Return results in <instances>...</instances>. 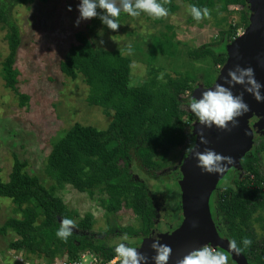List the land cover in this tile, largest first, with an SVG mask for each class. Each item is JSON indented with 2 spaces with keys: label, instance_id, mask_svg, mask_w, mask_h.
Masks as SVG:
<instances>
[{
  "label": "trees",
  "instance_id": "16d2710c",
  "mask_svg": "<svg viewBox=\"0 0 264 264\" xmlns=\"http://www.w3.org/2000/svg\"><path fill=\"white\" fill-rule=\"evenodd\" d=\"M50 0H0V25L6 28L8 54L0 63L4 85L14 92L21 106L28 97L18 90L15 59L20 46V34L12 12L18 5L45 3ZM215 1L223 9L230 5H244L247 0H187L190 15L188 23H198L206 9ZM143 3L160 6L168 14L178 10L175 0H132L123 6L111 5L103 0H86V7L93 19L86 31H77L75 42L65 51L59 62V71L69 78L81 75L87 86L86 103L98 107L111 121L106 130L74 124L51 147L44 173L55 186L69 185L80 193L99 192L108 204L104 210L117 214L127 210L138 216L139 231L130 227L113 225V237L128 236L140 243L147 235L149 219L155 214L146 185L134 179L131 165L137 162L147 174H155L170 168V155L182 150L195 136L186 133L191 122L198 121L197 111H185L183 104L194 103L193 98L182 99L192 91V80L186 76H167L158 81L150 76L139 87L128 86L131 61L129 58L102 48H93L89 34L101 25L107 28L121 24L144 11ZM241 21L247 23L242 14ZM231 34H235L231 29ZM203 50L191 51L188 57L199 59ZM212 64L224 66L228 56L226 45L212 50ZM262 117L254 112L247 119L252 128ZM261 148L256 146L240 161L241 177L233 178L238 170L231 168L218 182L209 199V211L219 237L241 256L246 264H264V236L258 237L253 218L264 212V169L260 158ZM25 163L15 158L8 180L0 178V198L8 199L20 208V218H8L0 226V235L10 232L15 239L8 244L9 250L37 257L53 258L66 255L75 261L82 253H98L105 249V262L116 258L120 252L108 246L104 239L92 237V219L88 215L80 219L72 232L67 227L68 212L64 201L46 189L35 176L24 171ZM146 176V175H145ZM224 180V182H223ZM220 188V189H219ZM32 203L34 205H32ZM23 207V208H22ZM174 216L181 222V207ZM40 218V222H38ZM173 228V229H174ZM120 236V237H119ZM202 261L194 253L190 264H222L221 259L231 261L230 254L221 249ZM123 261H119L122 263ZM233 264H235L233 262Z\"/></svg>",
  "mask_w": 264,
  "mask_h": 264
},
{
  "label": "rangeland",
  "instance_id": "374dc122",
  "mask_svg": "<svg viewBox=\"0 0 264 264\" xmlns=\"http://www.w3.org/2000/svg\"><path fill=\"white\" fill-rule=\"evenodd\" d=\"M103 1L123 6L125 1L132 0ZM175 3L178 10L174 14H168L160 6L143 3L144 11L141 14L125 19L112 28L99 26L89 34L90 44L93 48H102L130 59V88L139 87L150 76L158 81H163L167 76L190 78L192 91L184 93L182 99L187 101L191 97L196 101L193 99L194 103L183 104L182 109L197 111L196 97L212 88L223 70V66L212 64V50L220 43L231 44L233 37L244 36L259 17V5L247 0L244 5L223 9L221 2L215 1L212 7L204 11L199 23L189 24L187 18L190 11L186 1L177 0ZM239 13H245L250 18L249 23H243ZM12 19L18 25L21 41L14 65L17 87L28 99L24 106L20 105L18 96L5 87L0 66V178L2 182L8 180L15 158L24 162V171L29 176L37 177L46 189L64 201L69 230L74 232L77 222L88 215L92 219V237L104 239L108 246H115L120 252L112 259L114 264H127L144 250L141 242L137 243L128 236L115 238V232L108 233L107 230L116 225L139 231L138 216L127 210L117 214L107 213L102 206L108 204L107 200L99 192L80 193L69 185L55 186L44 173L52 145L74 124L106 130L111 121V115L107 116L102 109L86 103L88 89L81 75L77 74L72 79L59 71V62L75 42V33L86 31L93 13L87 9L86 0H50L40 4L18 5L12 12ZM231 29L235 34L229 33ZM6 33V28L0 25V63L8 54ZM196 50H203V55L199 59L189 58L188 53ZM256 107L264 111V98L247 105L242 111V118L248 117ZM263 111L261 119L252 128L243 126L241 157L259 145L264 169ZM198 126L199 120L191 122L190 128L186 129L189 137L197 136ZM189 147L187 143L182 150H175L169 157L172 161L170 168L161 169L153 175L144 172L137 162L131 165L134 179L139 178L146 185L156 211L149 219L147 235L141 239L144 242L159 241L176 226L178 215H174L179 210V204L182 207L183 203L179 181L192 175V170L185 168L193 150V146ZM239 171L233 178L241 177L242 171ZM8 218L19 219L20 208L10 200L0 198V226ZM253 227L258 237L264 236V212L255 215ZM14 239L15 235L10 232L0 235V264L75 262L66 255L37 257L9 250L8 244ZM191 257L182 264H190ZM120 260L123 262L119 263ZM221 261L222 264H233L232 260ZM76 262L109 264L105 262V249L100 254L82 253Z\"/></svg>",
  "mask_w": 264,
  "mask_h": 264
},
{
  "label": "water",
  "instance_id": "95a60500",
  "mask_svg": "<svg viewBox=\"0 0 264 264\" xmlns=\"http://www.w3.org/2000/svg\"><path fill=\"white\" fill-rule=\"evenodd\" d=\"M251 1L259 5L258 19L244 36L226 45L228 59L215 85L196 97L199 126L185 165L192 175L179 181L181 222L159 241H141L144 250L127 264H182L204 244L230 254L235 264H246L216 232L209 199L231 168L240 169L243 126L249 127L252 113L263 111L256 107L242 118L247 105L264 98V0Z\"/></svg>",
  "mask_w": 264,
  "mask_h": 264
},
{
  "label": "built area",
  "instance_id": "2783aa9c",
  "mask_svg": "<svg viewBox=\"0 0 264 264\" xmlns=\"http://www.w3.org/2000/svg\"><path fill=\"white\" fill-rule=\"evenodd\" d=\"M217 251L218 250L215 246H212L210 244L202 245L200 247V250L198 251L200 260L202 261L205 257L209 256L210 254L217 253ZM93 260H95V258H93ZM113 260L109 261V264H114ZM74 264H80V263L76 262V260H75Z\"/></svg>",
  "mask_w": 264,
  "mask_h": 264
},
{
  "label": "flooded vegetation",
  "instance_id": "af4514ba",
  "mask_svg": "<svg viewBox=\"0 0 264 264\" xmlns=\"http://www.w3.org/2000/svg\"><path fill=\"white\" fill-rule=\"evenodd\" d=\"M175 1H177V0H175ZM185 1H186V3H187V0H185ZM248 1H250V0H248ZM251 2H252V1H251ZM246 3H247V2H246ZM246 3H245V4H246ZM230 6H234V5H230ZM230 6H229V7H230ZM235 6H241V5H235ZM208 9H209V8H208ZM206 10H207V9H206ZM203 14H204V13H203ZM239 14L241 15V13H239ZM242 14H244V15L246 16V18H247V23H249L250 18H249L245 13H242ZM202 17H203V16H202ZM240 17H241V19H242V15H241ZM187 19H188V18H187ZM200 21H201V20H200ZM200 21H199V22H200ZM199 22H198V23H199ZM189 24H197V23H189ZM233 32H234V31H233ZM234 33H235V32H234ZM231 34H232V33H231ZM237 38H238V37H233V38H232V42H233L234 40H236ZM221 44H225V43H220V45H221ZM225 45H227V44H225ZM187 143L190 145V139L187 140ZM189 148H190V147H189ZM176 224H177V221H176ZM172 230H173V229H171V230L168 231V232H171Z\"/></svg>",
  "mask_w": 264,
  "mask_h": 264
}]
</instances>
